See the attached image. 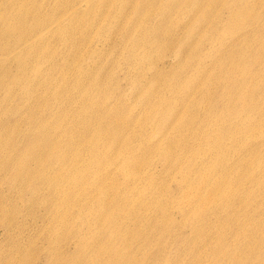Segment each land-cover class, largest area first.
Returning <instances> with one entry per match:
<instances>
[{
    "label": "rangeland",
    "instance_id": "rangeland-1",
    "mask_svg": "<svg viewBox=\"0 0 264 264\" xmlns=\"http://www.w3.org/2000/svg\"><path fill=\"white\" fill-rule=\"evenodd\" d=\"M57 1L0 0V264H264V0Z\"/></svg>",
    "mask_w": 264,
    "mask_h": 264
},
{
    "label": "bare ground",
    "instance_id": "bare-ground-1",
    "mask_svg": "<svg viewBox=\"0 0 264 264\" xmlns=\"http://www.w3.org/2000/svg\"><path fill=\"white\" fill-rule=\"evenodd\" d=\"M81 0H77L74 4H71V5H76V4H80L81 2H80ZM80 2V3H79ZM40 5H42V4H40V3H36L35 5H34V7H29V6H26V5H22V6H20L21 8L19 9V10H22L23 11V14L21 15V16H19V17H17L16 18V22H18L17 21V19L19 18L20 19V23L19 24H22V25H24V24H28V23H31L32 24V28H31V30H30V32L31 33H33V34H35V32L38 30V29H40V28H42L44 25L42 24V23H38L35 19H36V16L39 14V13H41V12H43V11H41L40 10V12L39 11H37L38 9V7H41ZM71 5H69L68 4V1H66V0H58L57 1V4H56V6L55 7H53V9H52V11H50L51 13H49V14H51V15H49L48 17H52L53 18V20H56V19H54V11H55V9L58 7V6H62L63 8H66V7H68V6H71ZM10 8H12V6L10 7ZM9 7L7 8L8 10L10 9ZM17 9V8H16ZM15 12V11H14ZM12 14V12H10V13H1L0 14V25L1 24H5V22H6V19H7V17L9 16V15H11ZM16 22H14V23H16ZM10 26V25H9ZM87 25H81V26H79V27H77V28H71V27H67L66 29H65V33L64 34H61L60 35V37H69V36H75V38H76V40L78 41L79 40V38H80V36H81V32H82V30L86 27ZM2 28V27H1ZM13 30V29H12ZM7 31V32H6ZM8 31H10V28H7L6 30H5V34H7L8 33ZM0 32H2V30H0ZM4 32V31H3ZM0 34H3V33H0ZM14 34V33H13ZM8 35V34H7ZM9 36V35H8ZM31 35L29 34V33H25V32H23L22 34H20V39H19V41L17 42L16 41V44L14 45V47L11 49V44H12V41L13 40H15V38H17V37H15L12 41L9 39V41H11V43H10V50H8L7 49V45H5V47L3 46V47H0V55H8V54H11L12 52H14L15 51V49H17L18 47H20L22 44H23V42H25V40L28 38V37H30ZM18 39V38H17ZM8 41V40H7ZM6 41V42H7ZM5 43V42H4ZM9 43V42H8ZM7 43V44H8ZM6 44V43H5ZM9 45V44H8ZM9 47V46H8ZM75 48H77L78 47V45H77V42H76V44H75V46H74Z\"/></svg>",
    "mask_w": 264,
    "mask_h": 264
}]
</instances>
